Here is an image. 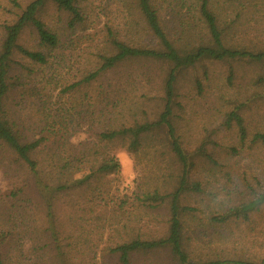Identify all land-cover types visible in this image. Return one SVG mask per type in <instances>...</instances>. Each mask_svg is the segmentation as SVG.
I'll list each match as a JSON object with an SVG mask.
<instances>
[{
  "label": "rangeland",
  "instance_id": "374dc122",
  "mask_svg": "<svg viewBox=\"0 0 264 264\" xmlns=\"http://www.w3.org/2000/svg\"><path fill=\"white\" fill-rule=\"evenodd\" d=\"M30 1L0 0V43L2 25L12 22ZM200 1L155 0L175 45L211 43ZM82 5L85 21L74 26L70 13L53 2L40 11V18L58 34L60 45L53 51L52 67L16 56L34 74L24 71L20 76L7 101L9 112L25 134L38 137L45 116L59 119L56 111L65 106L66 125L73 131L71 142H88L93 161L115 156L120 167L112 173H97L81 188L54 193L39 186L26 163L0 142V255L4 264H59L62 256H57V244L67 251V260L76 264H119L108 246L135 236L161 237L168 231V199L157 207L137 201L143 192L169 193L178 185L182 164L166 130L154 133L137 151L120 140L103 143L97 135L121 123L155 120L163 110L169 64L149 59L122 62L89 84L62 91V85L79 81L100 65L99 53L112 52L110 33L132 44L151 41L136 0H83ZM209 9L226 46L264 50V0H209ZM20 43L40 48L31 26L24 30ZM33 86L41 96L33 93ZM233 110L244 118L245 139L236 122L227 123ZM172 120L194 162L190 180L199 181L202 189L188 191L181 199L182 205L196 208L185 218L190 247L205 255H244L260 261L264 258V205L248 222L215 225L208 219L250 199L252 191L264 190V143L253 137L264 131V60L203 59L181 70ZM49 139L47 144L54 136ZM131 264L174 261L168 251H161L134 255Z\"/></svg>",
  "mask_w": 264,
  "mask_h": 264
},
{
  "label": "trees",
  "instance_id": "16d2710c",
  "mask_svg": "<svg viewBox=\"0 0 264 264\" xmlns=\"http://www.w3.org/2000/svg\"><path fill=\"white\" fill-rule=\"evenodd\" d=\"M136 1L148 31L147 35H150L149 44L128 43L120 40L118 36L113 37L110 33L112 52L98 54L100 65L83 75L79 81L61 86V90L67 92L83 83L89 84L102 73L126 61L149 59L169 64L164 82V106L155 120L134 121L130 125L121 123L100 131L97 135V139L103 143L120 140L129 150L137 151L154 133L162 129L166 130L171 149L182 164L178 185L169 193L161 194L158 189L143 192L137 197V201L145 206L157 207L168 199L170 209L168 231L161 237L135 236L130 240L120 241L108 246V253L116 257L119 264H131L134 255H154L161 251H168L174 264H264V258L258 261L244 255L210 256L205 255L207 253H197L190 247L188 243L190 239L185 232V218L196 208L182 205L181 199L188 191L201 192L202 189L199 181L190 180V170L194 162L183 148L172 120L176 82L181 70L192 67L203 59L224 60L248 57L253 60H264V50L253 52L226 46L216 16L209 9V0L200 1L199 11L204 19L211 43L187 45L188 47L175 45L160 17L155 0ZM49 2L55 3L60 9L70 13L71 25L85 21V16L81 12L83 0H32L12 22H5L2 25L4 33L0 43V142L13 150L26 163L39 186L56 193L73 187L81 188L97 173L117 171L120 163L115 156H100V159L93 161L92 148L89 147L88 142H81L78 145L71 142L73 131H70L66 125L68 109L65 106L56 111L59 119L45 116L47 118L45 122H42L43 127L38 137L25 134L19 124L11 119L7 103L10 94L16 90L24 71L29 75L34 74V71L16 59V56L21 54L24 59L40 66L52 67L53 51L60 45L58 34L39 16L40 11ZM29 26L37 32L39 49H31L20 43L24 30ZM32 91L38 95L41 93L35 86ZM232 121L236 122L241 139H245L248 132L244 118L237 110L231 111L227 116V123L231 124ZM50 136H54V139L47 144ZM253 137L264 143V131L255 133ZM77 174L80 175L77 176ZM263 205L264 190H254L250 199L228 208L222 214L211 215L208 220L215 225L248 222L251 215L259 211ZM55 229L53 227L54 233ZM57 239L55 236V240ZM56 248L57 256H62L58 259L59 264H76L67 260V251L61 245L57 244ZM0 264H4L1 255Z\"/></svg>",
  "mask_w": 264,
  "mask_h": 264
}]
</instances>
